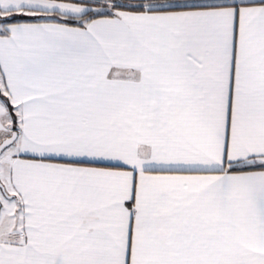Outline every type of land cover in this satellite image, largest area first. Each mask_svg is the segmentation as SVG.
Instances as JSON below:
<instances>
[{
	"label": "snow or ice",
	"instance_id": "obj_1",
	"mask_svg": "<svg viewBox=\"0 0 264 264\" xmlns=\"http://www.w3.org/2000/svg\"><path fill=\"white\" fill-rule=\"evenodd\" d=\"M0 264H264V0H0Z\"/></svg>",
	"mask_w": 264,
	"mask_h": 264
}]
</instances>
